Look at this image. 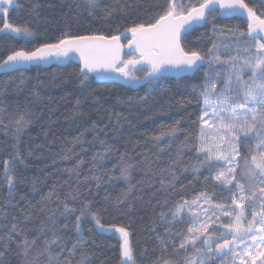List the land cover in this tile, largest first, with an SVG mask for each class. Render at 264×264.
<instances>
[{"label":"trees","instance_id":"1","mask_svg":"<svg viewBox=\"0 0 264 264\" xmlns=\"http://www.w3.org/2000/svg\"><path fill=\"white\" fill-rule=\"evenodd\" d=\"M167 2L105 0L90 10L84 0H17L9 21L34 35L0 33V61L14 50L54 43L65 32L118 35L162 14ZM181 2L198 6L201 0ZM245 3L264 13L261 0ZM240 31H247L246 19L217 14L183 39L185 50L198 51L206 62L210 49L220 56L221 63L211 69L221 73L220 88L230 56L245 47L247 37ZM232 32L236 35L229 37ZM80 68L69 62L0 69V264H121L122 240L115 227L129 232L136 264H185L194 252L191 245L185 251L179 244L189 235L191 215L173 220L176 206L205 193L209 209L215 204L231 208L237 191L215 179L216 164L202 163L205 154L198 151L207 63L193 77L140 79L135 88L103 83L93 73L84 80ZM246 144L254 141H241L242 156ZM129 165L125 179L121 169ZM65 205L76 211L65 213ZM214 221L209 232L224 231L221 225L229 220ZM54 234L60 239L46 247ZM25 238L36 240L27 255Z\"/></svg>","mask_w":264,"mask_h":264},{"label":"snow or ice","instance_id":"2","mask_svg":"<svg viewBox=\"0 0 264 264\" xmlns=\"http://www.w3.org/2000/svg\"><path fill=\"white\" fill-rule=\"evenodd\" d=\"M261 3L264 4V0ZM87 6L90 10L94 9L98 6V0H87ZM14 7H18L16 0H0V17L3 18L0 33L34 35L27 27L13 26L7 21L9 11ZM244 13L247 16V31H240L239 36L247 37L243 50L250 55L243 58L242 64L231 63L223 86L217 90L221 73L211 69L213 64L221 63L220 56L210 49L206 62L198 51H186L182 39L194 26L209 23L210 18L217 14L224 16ZM213 31H216L215 25ZM127 34H130V38L125 45L121 43V37H126ZM232 35L235 36L236 33L232 32ZM125 47L130 52L124 53ZM74 53L80 57V73L84 80L89 78L90 73L99 74L104 70L116 73L129 82L145 79L151 83L165 78L172 71L195 74L205 70L207 63L208 70L204 71V90L201 93L204 106L199 117V139L202 143L198 151L206 153L202 163L222 160L229 165L215 179L224 186L231 185L237 191L232 192V188H228L232 192L234 207L226 208L223 204H215L211 209H202L205 216L203 221L192 206L197 205L201 198L211 205V198L207 194L201 193L191 202L178 204L172 213V219L176 220L187 209L191 213L192 224L188 228L189 235L180 242L179 249L187 251L189 245L193 249L194 254L186 258L185 264H216L217 260L221 264H228L229 260L230 264H264V13L257 14L245 0H201L198 6L182 3L181 0H168L162 14L154 15L147 22L136 23L118 35H73L65 32L54 43H44L30 51H12L0 61V69L5 72L20 71L27 64L38 65L48 62L52 57L57 61L69 59ZM124 55L128 59H123ZM137 71H143L145 76L137 77ZM242 140L254 141V146L246 144L247 155L243 156L239 150ZM208 141L212 142L211 146ZM224 145L227 147L223 148ZM213 148L216 149L215 152ZM237 158L244 160L240 178L251 186L247 193L244 183L236 175L240 169ZM131 167L129 165L121 169V175L125 179L128 178ZM5 171H9L8 161H5ZM7 180L11 189L13 177L8 175ZM246 205L251 211V220L247 219ZM87 207L88 204L85 203L84 208ZM75 211L65 205V213ZM217 212L232 220L222 224L224 231L217 228L209 232L210 224L215 222L212 217L215 216L217 220L220 218ZM83 215L82 209L80 216L76 217L77 231L80 230L79 221ZM15 230L16 225L13 224L12 231ZM115 231L122 240L121 264H136L129 232L124 227H115ZM8 238L11 239V235ZM59 239L54 234L52 240L45 241L46 247ZM22 243L24 254L27 255V250L36 240L29 241L25 238ZM4 247L7 249V245ZM3 255L4 252H0V256ZM67 264H71V261Z\"/></svg>","mask_w":264,"mask_h":264},{"label":"rangeland","instance_id":"3","mask_svg":"<svg viewBox=\"0 0 264 264\" xmlns=\"http://www.w3.org/2000/svg\"><path fill=\"white\" fill-rule=\"evenodd\" d=\"M102 1H105V0H98V4L100 3V2H102ZM84 2H86L87 3V0H84ZM16 3H17V0H16ZM15 8V7H14ZM13 9V8H12ZM12 9H10V11H9V14H10V12H11V10ZM9 14H8V16H7V21L10 23V21H9ZM11 34H14V33H11ZM229 37H233V35H228ZM245 46H246V44H245ZM244 49V48H243ZM242 48L239 50V51H235V52H233V54L230 56V61H231V63H234V61H235V63H238V64H242L243 63V58H245L244 56L246 55V57L248 56V55H250V53H248L247 54V52H245L244 50H243ZM235 54H237V55H240L242 58H238V59H236L235 58ZM64 63V60H60V61H57L54 57H52V58H50L49 59V61L48 62H41V63H39V64H41V65H44V66H49V65H60V64H63ZM32 65H36V63H31V64H27L26 66H32ZM137 67H139V66H137ZM220 89V84H218L217 83V90H219ZM208 143H209V146H211L212 145V142L211 141H208ZM227 146L226 145H224L223 146V148H226ZM216 151V149L215 148H213V152H215ZM205 155H206V153H204ZM238 159V161H239V164H240V169H238L237 170V173H236V175H237V178L238 179H241V183H244V186L245 187H250V185L245 181V180H243L242 178H240V170L241 169H243L244 168V163L243 164H241V161H240V158H237ZM209 163H212V164H216V166H217V168L219 169V173H220V171L222 170V169H226L227 167H229V165H227V164H225V162L224 161H216V160H212V161H209ZM218 173V174H219ZM220 182V181H219ZM221 183V182H220ZM224 186V185H223ZM231 185H229V186H225V187H230ZM209 207H210V205L208 204V203H205L204 202V200H202V201H198L197 202V205H193L192 206V209H193V211L194 212H197L198 214H199V216H200V219H201V221H203L204 220V218H205V216H204V213H203V211H202V209H209ZM257 210H259V206L257 205ZM238 211V210H237ZM183 213H186V214H189V215H191V213H189L188 212V210L187 209H185L182 213H181V215L183 214ZM219 213V212H218ZM220 214V213H219ZM180 215V216H181ZM246 216H247V219L248 220H251V211L250 210H248V208H247V205H246ZM214 218H216V217H212V221H214ZM224 219V220H230L231 218L230 217H225V216H220V219ZM229 222V221H228ZM233 222H234V220H233ZM212 224L213 223H211L210 224V227H209V230H210V228H211V226H212ZM197 227L199 226V225H196ZM246 226V225H245ZM221 227H222V225H221ZM223 228V227H222ZM201 239H203V237H201Z\"/></svg>","mask_w":264,"mask_h":264},{"label":"water","instance_id":"4","mask_svg":"<svg viewBox=\"0 0 264 264\" xmlns=\"http://www.w3.org/2000/svg\"><path fill=\"white\" fill-rule=\"evenodd\" d=\"M231 16H234V17H239V18H244L247 20V16H246V13L242 14V15H231ZM205 24L203 25H197V26H194L191 31H189L187 33V35H189L190 33H192L195 29L199 28V27H202L204 26ZM185 35L183 37V39L187 36ZM130 38V34H127L126 37H121V43L122 44H125L127 45V40ZM183 39H182V42H183ZM123 52L124 53H128L130 52V49H128L127 47H125L123 49ZM127 55H124L122 56L123 59H127ZM69 62H73L77 65H80L82 66L81 64V60H80V57L78 54H72L71 57L69 59H64V63H69ZM198 73V72H197ZM197 73L195 74H192V73H180V72H176V71H172V72H169L165 78H162V79H159V80H156V81H161V80H165V79H182V78H186V77H193L194 75H196ZM97 76V78L103 82V83H118L122 86H125L127 88H135L137 86H139L140 84H137V83H133V82H129L127 81L125 78L123 77H120L118 74L116 73H111V72H108V71H104V70H101L99 72V74L97 73H93ZM147 82V80H145ZM155 81V82H156ZM120 235V234H119ZM129 242H130V238H129ZM131 246V245H130Z\"/></svg>","mask_w":264,"mask_h":264}]
</instances>
